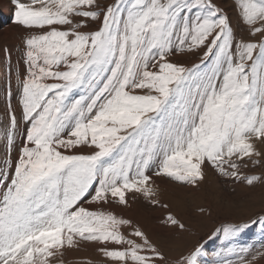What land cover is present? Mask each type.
I'll use <instances>...</instances> for the list:
<instances>
[{"label":"snow or ice","instance_id":"snow-or-ice-1","mask_svg":"<svg viewBox=\"0 0 264 264\" xmlns=\"http://www.w3.org/2000/svg\"><path fill=\"white\" fill-rule=\"evenodd\" d=\"M12 2L27 127L0 167V264H55L87 244L105 264H252L238 237L256 224L264 235V217L170 260L115 208L168 209L156 178L199 189L208 169L264 184V0H234L254 39H237L219 0ZM197 53L191 67L175 59ZM163 223L186 229L171 212Z\"/></svg>","mask_w":264,"mask_h":264},{"label":"rangeland","instance_id":"rangeland-1","mask_svg":"<svg viewBox=\"0 0 264 264\" xmlns=\"http://www.w3.org/2000/svg\"><path fill=\"white\" fill-rule=\"evenodd\" d=\"M8 1L13 15L14 4L12 0ZM106 2L111 3L113 0ZM219 2L228 11L237 39L241 37L254 39L249 37L245 30L234 0H219ZM12 15L6 18L0 10V167H4L5 162L16 161L19 148L26 137L27 127L21 119L19 83L26 68L23 45L25 33L11 22ZM91 27L95 29L96 25L93 24ZM175 59L191 67L199 63L200 54L180 55ZM13 110L18 121L15 129L10 125V115ZM9 137L12 139L11 148H9ZM261 171L256 169L255 174L259 175ZM156 184L159 186V199L168 203V209L153 206L143 198H138L130 207H116L115 211L124 218L138 222L150 240L164 251L170 260H174L180 254H186L198 243H205L209 237L215 240V243L210 245V249L219 250L228 245L223 233L225 227L264 217V184L249 188L244 184L233 183L227 178L220 177L211 169L207 170L206 178L199 189L181 186L164 178H156ZM201 207L204 208V212L200 211ZM169 212L185 223V230L177 231L163 223ZM238 239L250 249L245 255L246 260L251 261L252 264H264V255H260L264 253V235L259 224L252 226L250 230H245ZM212 258L209 255L206 259ZM229 259L236 260L237 257L231 256ZM55 264H105V258L94 245L87 244L66 250L64 256L58 258Z\"/></svg>","mask_w":264,"mask_h":264},{"label":"bare ground","instance_id":"bare-ground-1","mask_svg":"<svg viewBox=\"0 0 264 264\" xmlns=\"http://www.w3.org/2000/svg\"><path fill=\"white\" fill-rule=\"evenodd\" d=\"M0 10H1V14L4 15L6 18L11 16V7H10V3L8 0H0ZM5 18V19H6ZM1 19V18H0ZM9 32V31H8ZM1 34V33H0ZM11 129V128H10ZM22 129V128H21ZM10 131V130H9ZM20 147V146H19ZM6 157V156H4Z\"/></svg>","mask_w":264,"mask_h":264}]
</instances>
